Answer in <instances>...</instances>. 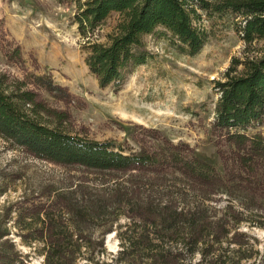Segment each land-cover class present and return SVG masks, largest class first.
Instances as JSON below:
<instances>
[{
	"label": "trees",
	"instance_id": "1",
	"mask_svg": "<svg viewBox=\"0 0 264 264\" xmlns=\"http://www.w3.org/2000/svg\"><path fill=\"white\" fill-rule=\"evenodd\" d=\"M58 1L74 4L73 23L100 87L123 84L126 69L148 61L144 36L158 27L176 50L195 54L209 36L196 23L202 11L243 17L236 26L245 44L242 55L233 56L222 77L213 81L218 98L211 129L222 168L154 128L144 131L155 143L130 152L114 141L77 132L71 107L84 102L68 86L47 74L27 81L0 71V136L29 156L81 172L69 177L67 189L47 183L15 209L9 205L5 217L13 218L16 211L13 223L22 240L42 242L45 264H79L90 248L87 259L95 258L93 248L101 240L87 235L82 224L110 216L101 225L111 226L121 214L138 220L141 229L125 231L119 264H184L187 255L197 253L205 264H238L241 255L229 262L217 250L224 241L241 243L226 225L248 220L245 212L251 209L264 211V133L246 131L264 122V0ZM113 13L118 19L100 40L96 34ZM12 56L23 59L21 45ZM177 176L199 198L195 204L184 207L181 198L158 195L166 180ZM218 193L228 194L229 202L219 217L211 218L201 202ZM256 222L264 228V219ZM8 233L7 227L0 228V264H30L5 237Z\"/></svg>",
	"mask_w": 264,
	"mask_h": 264
},
{
	"label": "rangeland",
	"instance_id": "2",
	"mask_svg": "<svg viewBox=\"0 0 264 264\" xmlns=\"http://www.w3.org/2000/svg\"><path fill=\"white\" fill-rule=\"evenodd\" d=\"M202 13L196 23L209 36L197 53L176 50L169 44L164 28L158 27L144 36L151 52L148 61L126 69L123 84L100 87L86 64L83 40L73 23L74 4L58 0H0V71L25 77L27 81H33L32 75L47 74L55 82L68 86L84 102L71 107L72 129L77 132L101 141H114L130 152L155 143L144 131L154 128L175 143H188L202 159L222 168L215 144L217 136L211 129L218 98L213 81L222 77L233 56L242 55L245 44L236 26L243 17L230 11ZM117 19L116 13L107 18L96 34L100 40L106 39ZM17 44L22 47L23 59L12 56ZM48 99L55 104L53 98ZM257 130L264 133V122L251 125L246 131ZM77 173L81 172L66 170L12 148L0 136V228H8L5 237L14 242L16 250L30 264H45L42 242L24 243L20 229L13 223L16 211L12 212L13 218L7 219L6 208L12 205L15 209L25 197L36 194L47 183L65 188L72 179L69 177ZM166 181L158 193L165 200L171 196L181 198L178 202L184 207L198 201L194 193L187 192L188 183L183 177H170ZM228 202V194L218 193L211 200L202 201L201 206L208 209L211 218H216ZM233 203L242 209L237 202ZM245 216L248 220L226 225L231 228L229 235L235 234L241 243L224 241L217 253L222 252V260L229 262L237 261L241 255L238 264H264V228L256 222L264 219V211L251 209ZM109 219L107 216L82 224L83 231L101 243L93 248L95 258L87 259L92 248L87 249L79 264H119L117 258L124 245L125 231L129 235L141 229L135 224L138 220L125 214L119 215L111 226L110 222L101 225ZM184 264L205 263L197 253L187 255Z\"/></svg>",
	"mask_w": 264,
	"mask_h": 264
}]
</instances>
